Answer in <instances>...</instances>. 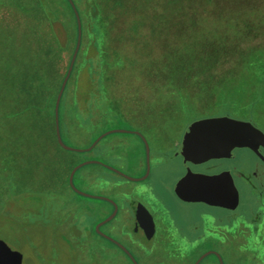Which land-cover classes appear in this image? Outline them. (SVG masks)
I'll return each instance as SVG.
<instances>
[{"label": "rangeland", "instance_id": "374dc122", "mask_svg": "<svg viewBox=\"0 0 264 264\" xmlns=\"http://www.w3.org/2000/svg\"><path fill=\"white\" fill-rule=\"evenodd\" d=\"M153 1L151 8L144 10L147 16L142 23L145 25L142 34L133 40L126 33L128 40L122 44L129 43L124 51L129 56L128 63L113 68L114 77L108 88L118 94L114 96L118 104L114 108L122 116L113 117L112 129L138 126L150 136L151 145L157 149H171L181 141L183 131L191 122L206 116L230 114L252 120L264 130V99L254 101L256 98L252 97L261 83L257 80L261 71L259 64L264 61V0ZM200 5L197 12L195 8ZM11 10L17 9L12 5ZM240 20L245 22L242 23L245 29L241 31L249 34L239 40L233 38L217 55L213 54L223 31ZM246 24L252 25L251 29ZM197 33L200 43L207 40L211 44L205 50L206 56H211L208 63L192 50L166 52L171 45L184 42L183 38L189 44ZM142 40V48L135 47L134 41L140 45ZM163 52L170 66L168 73L155 63ZM70 54L67 53L64 73L70 68ZM96 54L94 45L87 43L70 85V93L78 98L97 89L95 75L87 64L89 58L93 59L92 65L95 63ZM174 56L183 57L185 65L182 67L180 62L172 67L176 61ZM188 56L197 63L191 62ZM252 57L261 60L250 66L246 61ZM180 101L186 102L185 105ZM90 142L83 136L80 147L85 148ZM144 151L138 134L113 132L94 149L83 152L61 149L54 156L32 162V169L22 174L0 170V243L23 254V264H134L119 247L97 233L98 223L114 212L112 203L102 196L122 205L116 217L105 226L106 230L129 246L140 264H195L206 249L221 253L225 264H251L246 257L252 258L253 264H264V197L258 196L248 181L252 168L247 164L256 156L247 149L238 150L234 158L205 163L211 171L235 167L243 192L237 217L221 226H216L213 218L232 211L198 203L185 204L173 193L175 180L184 173L180 156L173 152L170 158L160 156L154 160L153 174L147 181H132L93 163L79 168L74 181L79 189L95 196L80 194L69 186L71 169L88 160H101L128 175L140 176L139 167L146 159ZM132 195L147 203L164 224L198 221L223 240L193 242L174 239L170 232L152 238L135 227L133 236L128 235L133 224L130 225L125 207ZM255 212L261 214L256 225L251 221L258 217ZM172 229L174 233L180 232L174 226ZM160 231V235L165 234L163 228ZM205 264H218L217 258L210 256Z\"/></svg>", "mask_w": 264, "mask_h": 264}, {"label": "trees", "instance_id": "16d2710c", "mask_svg": "<svg viewBox=\"0 0 264 264\" xmlns=\"http://www.w3.org/2000/svg\"><path fill=\"white\" fill-rule=\"evenodd\" d=\"M204 1L213 3L217 0ZM153 2L0 0V170L9 169V172L13 171L11 174H22L26 169H32V162L54 156L61 149L66 150L58 141L56 102L68 73L62 72L67 53L71 52L70 67L78 43L77 12L82 21V42L60 103L61 133L67 144L80 147L83 136L91 140L87 144L90 146L102 133L112 128L110 124L113 123V117L122 116V112L114 108L118 106L114 97L118 94L108 88L114 77L113 68L128 63L129 56L124 51L129 43H122L127 39V34L133 40L138 38L137 34L145 26L142 25L147 16L144 10H149ZM12 5L17 10H11ZM201 6H196L195 10L199 12ZM242 23L245 22L240 20L230 24L223 31V37H219L213 47V54L217 55L233 38L239 40L249 34L243 32L245 26ZM246 26L248 29L252 27L250 24ZM183 39L184 42L171 45L166 52L172 54L180 50L188 53L192 50L201 55L205 63L210 61L211 56H206L205 50L211 44H207V40L200 43L199 33L190 39L189 44ZM142 42L137 45L134 41L135 47L142 48ZM87 43L94 45L97 50L94 66L93 59H87L88 67L95 75L97 89L94 92L87 91L78 98L76 94L70 93V85L79 69L81 54ZM165 54L163 52L161 57L156 58L155 63L163 66L162 71L168 73L170 66H167ZM186 58L197 63L196 59L191 60L192 57ZM174 59L176 61L172 62V67L180 62L183 67L186 63L183 57L179 59L174 56ZM260 60L256 61L252 57L246 62L255 66ZM259 65L261 71L257 80L261 83L252 96L256 98L254 101L264 99V61ZM180 103L185 105L186 102ZM210 256H215L220 264L219 257L214 253L205 257L200 264H205ZM246 260L253 264L252 258L246 257Z\"/></svg>", "mask_w": 264, "mask_h": 264}, {"label": "water", "instance_id": "95a60500", "mask_svg": "<svg viewBox=\"0 0 264 264\" xmlns=\"http://www.w3.org/2000/svg\"><path fill=\"white\" fill-rule=\"evenodd\" d=\"M79 22V38L77 47L71 61L69 71L63 81L56 102V117H57V136L62 147L67 150L85 151L91 150L104 136L111 132H130L129 129H111L103 133L98 139L88 148H79L67 144L62 136L59 122L60 103L67 86L68 80L72 73L80 46L82 42V21L77 12ZM138 134H141L137 131ZM146 140V139H145ZM147 151L149 160V169L143 177H133L123 171L114 168L124 176L133 180H144L149 176L150 172V145L148 141ZM249 149L261 160H264V130L257 126L252 120L241 119L230 114H221L206 116L191 122L184 132L182 142L179 146V151L184 163L192 162L194 164H204L213 159H230L236 156L238 150ZM100 162L98 160H88L78 164L71 172V186L80 194L86 196H94L79 189L74 181L75 174L79 168L86 164ZM175 191L182 200L188 202H205L212 206H218L229 210H237L242 202V192L236 182L235 176L230 169L223 170L217 173H203L192 170L187 166V172L176 182ZM116 203V202H115ZM146 214L151 220L152 228L155 229V221L152 213L143 206ZM119 206L116 203V209L112 215L101 221L97 230L101 233V226L114 218L118 212ZM111 240L117 243L124 249L135 262L140 264L131 251L117 239L108 236ZM216 254L219 257L220 264H225L224 258L216 250H208L201 255L195 264H199L206 256ZM0 264H23V254L12 249L6 243H0Z\"/></svg>", "mask_w": 264, "mask_h": 264}, {"label": "flooded vegetation", "instance_id": "af4514ba", "mask_svg": "<svg viewBox=\"0 0 264 264\" xmlns=\"http://www.w3.org/2000/svg\"><path fill=\"white\" fill-rule=\"evenodd\" d=\"M129 130H132V133L138 134L137 131L141 133V134H138V136L140 137L141 141L144 144V147H145L144 153H145V157H146V159H144V162H141V165L139 167V171H141L140 172L141 175L140 176L130 175V176L143 177L148 172L149 160H148V151H147V143H146V140H147L149 145H150V172H149V176L146 179H144L145 181H147L153 174V170H154V164L153 163H154V160H156V159L159 160L160 156L161 157L162 156H164V157L166 156L167 158H170L171 155H172L171 152H173V154L175 156H180V161H179L180 163L179 164L181 165V168L184 170V173L175 180L174 185H173V193L180 200V202L185 203V204H187V203L188 204H197L198 203V204H204V205H207V206H212V205H209V204H207L205 202H188V201H184L180 197H178V195H177V193L175 191V184L187 172V166L192 168V170H194V171L203 172V173H217L216 171L221 172L223 170L230 169L233 172V174L235 176V179H236V182H237V184H238V186H239V188H240V190L242 192V189H241L240 184H239V180H238L237 176L235 175V167L233 168V167L225 166V167H222L221 169L212 170L211 171V170H209V168H207L205 166V163L204 164H194L192 162H188V164H185L183 156L181 154H177L176 155V153L179 151V146H180V144L182 142V139H183V136H184L183 134H184L185 131H183V134L181 136V141L179 140L178 144H175V146H171V149H170V147L169 148H158L157 149V148H155V146H153V144L151 145L152 142L149 139L150 136L145 131L139 129L138 126H135V127L134 126H130ZM247 150H249V149H247ZM251 152L254 153L253 151H251ZM247 165H249V167L252 168L251 172H250V175L248 176V181L252 182V184L254 185V187L257 190L258 196H263L264 197V160H261L257 156H256V158L252 157L251 161H249ZM114 167H116V166H114ZM116 168H118V167H116ZM124 173H126V172H124ZM122 176L127 178V179H129V180L136 181V182L143 181V180H133V179H130V178L124 176V175H122ZM241 194H242V198H243V192ZM254 202L256 203V202H259V201H254ZM111 203L113 205V210L114 211L116 209V203L119 206L118 212L120 211V209H122V205L120 203H118L117 201H116V203H114V202H111ZM143 206H146V208L152 213V215L154 217L155 225H156L155 229L152 228L151 220L148 217V215L146 214ZM212 207H218V206H212ZM125 209H127V211L129 212V217H130V221H131L130 225L133 224L132 225V230H130V226H129V229H128V232H127L128 235L129 234L132 235L134 233V229L133 228L135 227L138 232L141 231V232L144 233V235L150 236L152 238H155V237L157 238V236H158V238H160L163 235H168V233L170 232L169 233L170 236H173L174 239H177V238L186 239V240L193 241V242L194 241L195 242L196 241L197 242H208V241H218L219 242V241L223 240L222 236H220L219 234H217V233L214 234V233H211L210 231L208 232L207 229H205L204 224H202L201 222H198V221H194L191 224L186 223V224H183V225H172V224H168L167 225V224L162 223L158 219L157 215L148 206V204L145 203L139 197H136L134 195L131 196V199L129 201V205L126 206ZM224 209H226V208H224ZM260 209H259V211H260ZM229 211H232V212H229L230 214H225V215L217 216V217L213 218V222L215 223L216 226H221L223 223H226V221H228V220L231 221L235 217H237L236 215L238 214L237 213L238 209L237 210H229ZM118 212H117V214H118ZM254 214H258V217L251 218V221H253L254 225H256L255 223L260 222L261 214L260 213H256V212ZM109 216L110 215L106 216L101 221L105 220ZM114 218H112V219H114ZM111 220H109V221H111ZM109 221L104 223L100 227L101 231L103 233L98 232V230H97V233H99L107 241H110L111 243H115L113 240H111L108 237V236H111V237L114 238L115 237L114 234L112 232H110L109 230H106V228H105V226H108ZM173 226L175 227V229L179 230L180 232L179 233H174L172 231L173 230L172 229ZM161 228H163V232H165V234H161L160 235V232H162V231H160ZM120 242L124 244V242H122L121 240H120ZM135 243L136 242H134V244ZM124 245L126 246V244H124ZM107 246L111 247L108 244H107ZM127 247H128V249H130L129 246H127Z\"/></svg>", "mask_w": 264, "mask_h": 264}, {"label": "crops", "instance_id": "0c3cea01", "mask_svg": "<svg viewBox=\"0 0 264 264\" xmlns=\"http://www.w3.org/2000/svg\"><path fill=\"white\" fill-rule=\"evenodd\" d=\"M111 129H112V128L108 129L107 131H109V130H111ZM107 131H105V132H107ZM105 132H104V133H105ZM130 132H132V131H130ZM111 133H113V132H111ZM102 134H103V133H102ZM102 134H101V135H102ZM109 134H110V133H109ZM101 135H100V136H101ZM107 135H108V134H107ZM100 136H99V137H100ZM104 137H105V136H104ZM104 137H103V138H104ZM103 138H102V139H103ZM97 139H98V138H97ZM97 139H96V140H97ZM102 139H101V140H102ZM96 140H94L93 143H94ZM101 140H100V141H101ZM100 141H99V142H100ZM99 142H98V143H99ZM93 143H92V144H93ZM98 143H97L92 149H94V148L98 145ZM92 144H91V145H92ZM91 145H90V146H91ZM90 146H88V147H90ZM88 147H85V148H88ZM63 148H64V147H63ZM79 148H83V147H79ZM64 149H65V148H64ZM66 150H67V149H66ZM71 151H75V150H71ZM85 151H87V150H85ZM77 152H83V151H77ZM98 161H100V162H93V163H94V164H99V165H101V166H104V167H106V168H108V169H110V170H112V171H114V172H116V173H118V174H120V175L122 174V173H120V172H118L117 170L114 169V168H116V167H114V166H112V165H109L108 163H106V162H104V161H101V160H98ZM83 162H84V161H83ZM81 163H82V162H81ZM93 163H90V164H93ZM79 164H80V163H79ZM86 165H88V164H86ZM108 165H109V166H112V167H114V168H111V167H109ZM76 166H77V165H75V167H76ZM84 166H85V165H84ZM75 167H74V168H75ZM82 167H83V166H82ZM74 168H73V169H74ZM73 169H71L70 172H72ZM117 169H118V168H117ZM119 170H120V169H119ZM77 171H78V170H77ZM121 171H122V170H121ZM76 173H77V172H76ZM70 175H71V173H70ZM75 175H76V174H75ZM122 175H123V174H122ZM122 175H121V176H122ZM68 180H69V186H70L71 188H73V187L71 186V183H70V176H68ZM73 189H74V188H73ZM74 190H75V189H74ZM75 191H76V190H75ZM94 196H95V195H94ZM101 198L106 199V200L109 201V202H114V203L116 202L114 199H111V198H109V197H102V196H101ZM111 215H112V214H111ZM98 224H99V223H98ZM97 226H98V225H97ZM98 232H99V231H98ZM115 244H117V243H115ZM117 245H118V244H117ZM118 246H119V245H118ZM119 247H120V246H119ZM105 248H106V247H105ZM121 248H122V247H121ZM123 250H124V249H123ZM124 251H125V250H124ZM125 252H126V251H125ZM126 253H127V252H126ZM127 254H128V253H127ZM128 255H129V254H128ZM129 256H130V255H129ZM127 257H128V256H127ZM128 258H129V257H128ZM130 258H131V257H130ZM131 259H132V258H131ZM133 262H134V261H133ZM138 262H139V261H138ZM134 264H135V262H134Z\"/></svg>", "mask_w": 264, "mask_h": 264}]
</instances>
